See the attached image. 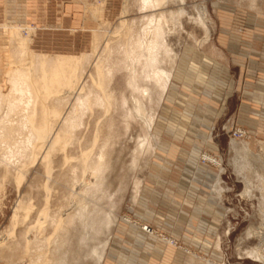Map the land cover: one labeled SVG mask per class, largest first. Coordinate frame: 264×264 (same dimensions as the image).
Returning <instances> with one entry per match:
<instances>
[{"label":"rangeland","instance_id":"rangeland-1","mask_svg":"<svg viewBox=\"0 0 264 264\" xmlns=\"http://www.w3.org/2000/svg\"><path fill=\"white\" fill-rule=\"evenodd\" d=\"M68 1L39 2L30 9L37 15L34 21L4 24L22 26L21 36L37 54L83 56L88 82L105 40L116 36L126 0H75L86 22L72 31L52 28L47 23ZM135 3L128 2L127 19L142 18ZM102 5L96 17L94 9ZM164 10L178 61L171 68L170 89L149 110L158 140L118 195L117 221L104 235L108 245L101 264H264L251 255L255 249L264 254V0L255 5L251 0H169ZM2 30L8 43L0 48V82L12 54L10 34ZM95 31L103 39L96 50ZM130 39L131 34H119L112 52L128 57ZM119 74L115 85L122 88L124 72ZM136 125L122 138L126 167L141 132ZM63 165L58 153L50 181L41 161L30 165L20 187L15 174L6 176L0 168V264H32L23 234L44 207L45 184L52 188V210L67 201L71 170ZM137 181L141 188L134 200ZM21 201L32 210L26 221L20 210L14 227ZM40 235L37 229L29 232L32 239ZM84 264L93 262L88 258Z\"/></svg>","mask_w":264,"mask_h":264},{"label":"bare ground","instance_id":"bare-ground-1","mask_svg":"<svg viewBox=\"0 0 264 264\" xmlns=\"http://www.w3.org/2000/svg\"><path fill=\"white\" fill-rule=\"evenodd\" d=\"M128 2L116 36L105 40L103 55L89 71L88 82V61H82L83 56L37 54L21 36L22 26L2 25L10 34L12 54L0 82V168L6 176L15 174L18 187L30 165L39 161L50 181L58 153L63 154L64 165L71 170L66 204L52 210V188L45 184L44 207L36 223L23 234L32 264H84L88 258L93 264H101L108 245L104 235L117 221L118 195L124 191L130 171L139 168L141 159L154 150L158 140L153 134L155 115L149 110L170 89L171 68L178 61L170 45L164 10L169 0H136L135 7L142 14L139 20L127 19L131 14ZM251 2L255 5V0ZM102 9L103 5L96 7L94 15L101 16ZM177 13L181 15L184 10L180 8ZM123 32L131 34L128 57L112 52V41ZM102 40L95 31V50ZM121 72L124 86L118 88L115 82ZM136 124L141 132L136 135L131 163L126 167L122 138ZM248 149L244 146L242 150ZM127 168L129 173H124ZM87 174L95 176L94 182ZM140 185V181L135 183L134 200ZM21 202L13 215L14 227L20 210L25 211V221L32 210ZM32 229L41 235L30 238ZM251 255L264 259L259 249Z\"/></svg>","mask_w":264,"mask_h":264},{"label":"crops","instance_id":"crops-1","mask_svg":"<svg viewBox=\"0 0 264 264\" xmlns=\"http://www.w3.org/2000/svg\"><path fill=\"white\" fill-rule=\"evenodd\" d=\"M45 1L47 0H0V25L15 21L20 23L34 21L37 15H34L32 11L30 12V9H32L31 6L38 8L39 2ZM74 1L75 0H71L68 1L67 4H64L62 13L56 16L55 21L47 24L52 26V28L60 26L68 27L71 31L77 30L79 26H82L84 22H86V15L81 13L80 5L73 4ZM32 3L35 5H31ZM7 43L6 35L0 26V48H4V45L6 46ZM185 126H187V124Z\"/></svg>","mask_w":264,"mask_h":264}]
</instances>
